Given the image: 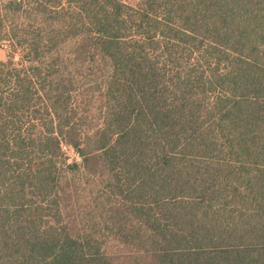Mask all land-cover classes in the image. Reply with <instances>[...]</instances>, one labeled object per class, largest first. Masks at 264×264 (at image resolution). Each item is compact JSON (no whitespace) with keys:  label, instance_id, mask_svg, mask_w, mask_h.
Segmentation results:
<instances>
[{"label":"trees","instance_id":"trees-1","mask_svg":"<svg viewBox=\"0 0 264 264\" xmlns=\"http://www.w3.org/2000/svg\"><path fill=\"white\" fill-rule=\"evenodd\" d=\"M0 264H264V0H0Z\"/></svg>","mask_w":264,"mask_h":264},{"label":"rangeland","instance_id":"rangeland-1","mask_svg":"<svg viewBox=\"0 0 264 264\" xmlns=\"http://www.w3.org/2000/svg\"><path fill=\"white\" fill-rule=\"evenodd\" d=\"M124 1L126 4L134 6L138 3L139 0H122ZM6 55H7V48L5 44L0 45V60L4 61L6 59Z\"/></svg>","mask_w":264,"mask_h":264}]
</instances>
